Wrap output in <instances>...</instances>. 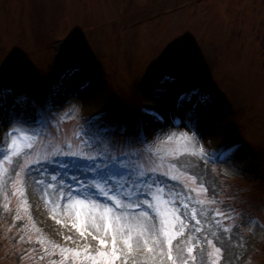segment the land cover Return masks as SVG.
<instances>
[{
    "label": "rangeland",
    "instance_id": "374dc122",
    "mask_svg": "<svg viewBox=\"0 0 264 264\" xmlns=\"http://www.w3.org/2000/svg\"><path fill=\"white\" fill-rule=\"evenodd\" d=\"M68 35L82 54L83 73L128 113L156 105L145 99L143 90L157 88L166 75L171 76L172 93L196 85L215 95L229 126L221 137L223 146L214 153L216 162L180 163L215 186L221 204L210 207L235 209L234 220L222 221L233 235L228 239L225 232L219 237L224 253L218 264H264V0H0V64L7 59L6 69L16 72L6 83L22 92L35 91L37 85L25 71L34 73L35 66L55 79L63 67L59 64L67 41L62 42ZM178 49L186 53L179 62L171 59ZM96 107L62 116L59 127L69 137L79 135L81 116L87 118ZM243 139L247 141L239 145L244 170L230 172L223 162L225 149ZM9 146L10 141L0 142V151L7 154ZM16 189L0 184V264H60V247L53 249L52 243L88 250L93 235H81L80 226L52 232L47 218H42V197L53 194L59 204L57 193H42L31 185L25 200ZM72 218L80 221L76 215ZM59 222L58 216H50L52 225ZM20 224H27L32 237L27 245L17 238ZM38 235L47 242V251L37 244ZM69 235L72 239L65 240ZM21 248L34 250L19 260ZM209 253L211 258L217 255L211 246Z\"/></svg>",
    "mask_w": 264,
    "mask_h": 264
},
{
    "label": "snow or ice",
    "instance_id": "6c2138e0",
    "mask_svg": "<svg viewBox=\"0 0 264 264\" xmlns=\"http://www.w3.org/2000/svg\"><path fill=\"white\" fill-rule=\"evenodd\" d=\"M68 37L62 42L67 41V51L55 79L36 66L34 73L25 70L37 85L35 91L22 92L6 83L16 72L6 69L7 59L0 64V142L10 141L8 153L0 151V184L13 189L25 185L16 189L25 200L31 185L42 193H57L59 204L48 197L52 218L66 204L80 219L81 235L94 236L87 251L52 243L53 249L60 247V264H136L138 257L150 264H199L205 259L218 264L224 253L219 237L233 235L222 221L234 220L235 209L210 207L221 204L215 186L180 163L216 162L214 153L223 146L221 137L229 126L215 95L196 85L172 93L171 76L166 75L148 92L157 104L128 113L83 73L82 54ZM185 56L178 49L171 59L179 62ZM90 105L96 110L81 116L79 135L69 137L59 127L61 117L80 114ZM177 141L179 148L174 147ZM243 159L242 147L232 141L223 162L230 172H239L244 170ZM16 218L21 219L19 211ZM27 227L16 228L25 245L32 241ZM36 242L47 251L39 235ZM32 250L21 248L17 258L23 260Z\"/></svg>",
    "mask_w": 264,
    "mask_h": 264
},
{
    "label": "bare ground",
    "instance_id": "6f19581e",
    "mask_svg": "<svg viewBox=\"0 0 264 264\" xmlns=\"http://www.w3.org/2000/svg\"><path fill=\"white\" fill-rule=\"evenodd\" d=\"M143 96L145 97V99H149L152 102H154L155 104L157 103V101H155L154 99H152L151 96L148 95V91L146 89L143 90ZM90 107H95V106L90 105ZM17 144H18V146H20L21 142L17 141ZM45 197H46V199L44 200ZM45 197H42L43 200L41 199L43 202V204H41V206H42V209L44 210L43 214H42V218L44 216L47 218L49 228H50V230H52V232H57V233L62 234V233L68 232L69 229H71V230L75 229V226L81 227V224H79V225L77 224L80 221L77 222L74 218H72V215L75 216V212H71V213L68 212L66 204H64L62 206L63 211H61V208H57V213H58L57 216H58L59 221H60L58 223L59 225H52V223H50V216H52V215H50L49 213L52 211L53 205H52L51 201H55V195H53V194L50 195L51 201L49 199H47L48 196H45ZM77 210H78V208H77ZM69 220L74 221L75 224L69 223ZM61 221H63L64 223H61ZM72 227H73V229H72ZM136 262L149 263L150 261L144 257H138Z\"/></svg>",
    "mask_w": 264,
    "mask_h": 264
}]
</instances>
